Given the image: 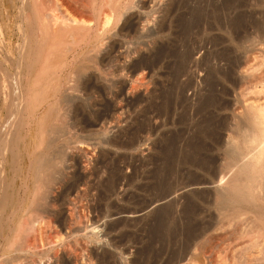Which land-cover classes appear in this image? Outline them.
Returning <instances> with one entry per match:
<instances>
[{
    "label": "rangeland",
    "instance_id": "374dc122",
    "mask_svg": "<svg viewBox=\"0 0 264 264\" xmlns=\"http://www.w3.org/2000/svg\"><path fill=\"white\" fill-rule=\"evenodd\" d=\"M58 1L59 3L63 2V4L68 2V0H38L41 6L43 4L42 7L44 9L47 7L45 9L46 12H43L49 13L50 11V13L60 15V10L56 5ZM175 1L137 0L139 7L131 9L130 12L131 14L141 15L145 19L147 18L149 23H146L149 25L145 23L146 29L135 34L136 36H121L123 39L120 36H116L113 39L120 45L116 53H112L118 60L115 58V60H112L111 58L108 61L105 60L104 64L102 63L103 69L108 74L97 70L91 72L92 75L94 73L93 78L96 81L91 82L92 87L87 91L82 90L69 93L64 90L65 86L71 83L66 78L70 69L79 65L81 59L85 61L81 63H88L85 59V56H87V53L84 52L85 48L78 47L76 51H66L63 45H67V43H64L62 45L63 48L61 47L63 50L59 49L63 52L57 51L60 56L62 55L61 59L57 54L55 55L56 51L53 56L54 58L50 59L52 64L50 75L57 79L56 82H59V92L48 96V100L46 99L45 102H42V105L35 111L29 125H23V128H20L23 129L22 135L24 134V141L26 140L25 143L20 145L21 149H23L22 156H24L21 166L24 167L19 172L20 175L14 177L15 183L12 189L9 190L13 196L15 195V198H24L12 214L14 225L15 223L23 222L31 212L34 213L27 206V197H30L35 183L33 182L34 179L31 172L27 175L28 159L26 157V150H30L35 145L36 132L40 129H50V133L47 132L46 137L53 136L55 139L54 145L52 144L53 148L50 146L49 149L41 148L43 154L63 149V153L65 152L67 158H69L63 164V170L61 169L64 177L59 183L53 184L52 192L49 194L51 198H54V202L55 198H57L56 206L48 210V214L46 211L35 213L38 216L41 214L43 217L47 215L52 217L53 215L55 220L59 218L58 221H55L56 224L54 222L53 229L50 227L51 231L48 230L47 232L48 235L55 233L48 236L49 247L47 244L44 245L47 249V254L45 253L47 256L44 254L39 258L36 256L37 253L35 256L32 253L29 254V258H35L36 264H58V261L59 264H62L64 259H66V255L64 256V254L68 252L69 247L74 252H78L77 254L82 253V258H85L86 255L83 256V254L90 250L87 247H91L94 252L97 251V254H102L105 251L109 255L108 259L100 260L101 262L99 261V263L94 264H165L169 260H172L173 256L182 247L183 230L187 222L186 215H184L188 204L186 198L191 197L196 191L197 193L201 191L205 193L211 192L207 193L208 195L205 201L203 200L204 202L200 201V199L198 202H200V206L203 204L207 208L209 206L210 208L208 209L210 211H216L214 209L216 206L212 203V193L217 184H192V180L195 177L202 176L203 173L200 169L187 162V157L188 153H191L190 144L201 135L200 129L211 130L213 133L209 137L213 139L217 137L214 139L216 142H212L214 146L211 143L212 151L211 149L209 151L213 152L212 155L214 156V154L219 155L218 153L226 150V145H228L226 137L228 134L232 132L231 134L240 137L243 132L247 134L248 130L252 128L251 123L240 115L246 97V95H244L245 97H243V94L241 95V91L246 90L248 87L249 89H253L254 82H249V79L251 80L254 73L255 76L258 74L264 75V64L258 65V61L264 58V30L262 29L264 23V0H238L236 8L222 10V19H220L222 21L220 22L223 26L221 25L220 27L214 23L209 28L205 19L199 27L193 28L188 34H185V37L177 29H179V16L183 13L188 16L186 14L188 11L187 6L194 7L198 1L210 6V3H220L222 0H187L186 3L184 2L186 0ZM21 2L22 0H0V50L3 56H9L11 59L17 58V44L21 42L15 30ZM118 2H122V0H118ZM173 3H179V6L177 5V9L171 13H174V16L171 15L168 19V29L165 28V31L163 29V32H159L156 35L155 30L157 29L158 17L162 13L164 14V11H167L170 6H173ZM53 9L56 10L54 11ZM235 11L244 12L246 15L243 27H240L236 31L237 34L235 32L231 34V28H229L227 23H229V19L231 15L235 14ZM231 35L233 39L236 37V40H239V42L238 40L237 42L236 40L231 41L233 49L237 50L236 53L240 56L242 55L241 57L243 58L245 56L249 59L251 58L249 63L253 64V69L250 72V75H252L250 77H241L231 71L228 74L227 63L219 58V50L223 45L230 44L229 39L232 38ZM182 40L184 43H182ZM158 43H163L169 47L171 45L178 46L179 48H176L181 49V52L185 51V53L187 49L189 54L186 53V61H184V58L181 62L182 64L177 66L178 64H175L176 60L173 58L175 56L166 53L169 50L166 46L168 48L165 52L166 54L164 53V57H162L159 63L151 66V68L153 67L152 70H150L149 66L147 68L144 66L141 70L136 71H133V67L130 69V65L138 60L139 55L149 53ZM124 51L130 52L127 58L119 57ZM98 54L100 57L105 53L100 51ZM1 56L0 54V61L3 60ZM73 58L76 60H73ZM2 65L8 67V71H10L12 76L15 74V72H12L15 69L8 66L7 61H3ZM36 65L38 66V64ZM125 66L127 69H123L126 68ZM140 74L143 75V79L140 77L142 80L140 78V80H136L139 77L137 75ZM263 79L264 76L261 81L255 82V89L264 90ZM64 93H69V99L62 97ZM2 106L3 104L0 101V109H3V114L0 118L1 124L4 122L2 119L6 118L5 120H7L8 118L5 108L4 106L2 108ZM42 118H44L43 121ZM236 131H240L241 133L239 132V134ZM244 133L243 135H245ZM209 137L208 140L212 141ZM120 143L122 145H118ZM44 145L45 141L41 146L44 148ZM43 150H46V152ZM217 157H215L216 159L213 158L214 162H212V166L214 165L213 167L216 170L224 162L221 157L220 159ZM8 172L9 170H7L9 181L12 175L11 173L8 174ZM110 174L117 177L118 181L114 192L110 195H105L99 190L102 189L101 183ZM77 178L80 179V185L78 184V188L76 187V190L73 191L71 184L74 185ZM25 180L28 182L24 183L26 182ZM22 181L25 185H23ZM263 192L264 185L260 195ZM160 195L163 197L155 201ZM261 196L264 198V193ZM263 201L261 199L256 203L254 207L257 208L251 206L253 209L245 205L247 207L245 208L247 215L252 214L249 210L264 211ZM170 203L173 204H171L172 209L169 212V216H167L168 219L166 218L168 221L166 220L167 222H165L166 225L168 224L167 226L179 229L176 230L178 234L173 236L174 239L172 237H163L157 229V210L163 206L170 205ZM66 204H69L71 207ZM207 204L208 206H206ZM73 206L76 208H74L75 210L72 209V211L71 208ZM70 211L74 212L73 216L76 222L70 223L73 233L69 235L67 232L68 225H63L61 220L65 216L64 213ZM76 216L77 218L80 216V219H77ZM34 221H39V218ZM36 222L34 223L37 226ZM58 223H60L61 229ZM35 225L28 230V234L31 237L36 236ZM78 226L82 228H78ZM55 227L56 229H54ZM56 230L61 234V236L60 234L57 235V237L59 236V241L56 237V234H58ZM90 231L95 233L93 239L86 237V235H89L88 233H92ZM9 232V229L6 227L4 236ZM83 234L84 236H82ZM204 238L205 241H211L214 245L216 243V247L214 246L215 251L207 259L206 264H231L232 255L230 253L238 245H244V243L247 245L249 243L248 236L225 242H217L216 235L214 236L211 233L207 234ZM63 240H67L70 244ZM35 241L38 243V240ZM36 242L35 244L37 245ZM259 243L258 247L264 248V240L259 239ZM59 248L60 250H58ZM59 254H62V256ZM32 255L34 257H31ZM56 255L57 257H55ZM81 255L79 254L78 256L81 257ZM26 257L21 256V260L24 261ZM187 260L188 256L178 264H190Z\"/></svg>",
    "mask_w": 264,
    "mask_h": 264
},
{
    "label": "bare ground",
    "instance_id": "6f19581e",
    "mask_svg": "<svg viewBox=\"0 0 264 264\" xmlns=\"http://www.w3.org/2000/svg\"><path fill=\"white\" fill-rule=\"evenodd\" d=\"M184 2L186 3L187 0ZM21 3L22 4L19 9V15L17 17L18 22L15 25L16 33L21 39V42L17 44L18 51L16 48V51L18 52V56L17 58L15 57V59H11L9 58V56L8 57L3 56V54L1 53L2 51L0 50V54L2 55L1 57H3V60L0 61V101L4 106L8 117L7 120H5L6 118L2 119L4 120V122L2 124L0 123L1 124L0 125V264H36L34 261L35 258L34 259L29 258L30 256L29 254L32 253L35 256L37 253L36 256L40 258L46 253L47 249L44 247V245L47 244L48 246L49 243L48 236H50L51 234H55V233H51L50 235H48L47 232L48 230L51 231L50 227L53 229L54 222L56 220L57 221L59 220V218L55 220V217H53L52 214H51L52 217L49 215L43 217L41 216V214H39V216L35 214V213H39L40 211L42 212L46 211L47 213L48 210L56 206L55 203L57 198H55V202H54V198L53 197L51 198L49 194L52 192L51 189L53 184L59 183L61 179L64 177L62 171L63 170L62 168L64 167L63 164H65L66 159L69 158V157L67 158V154L65 152L63 153V149H57L56 151L48 154L46 153L47 156L46 154L45 155L43 154L42 149H49L50 146L51 148H53L52 144L55 140L54 137L53 136L52 137L49 136L48 138L46 137L47 132H49L50 129L47 130L40 129L38 132H36L35 145H33V147L30 150L28 149L26 150V154H27L26 157L28 159L27 175H29L31 172V175L33 176L34 179L32 180L35 183L30 197L26 196L28 199L27 206H29V208H31L34 213L31 212V214H28L23 222H18L15 223L14 225H13L14 217H12V214L15 212L16 208H18V205L23 201L24 198L23 197L20 198L17 196H16L17 198H15L14 197L15 195L13 196L9 192V190L12 189V186L15 183L14 177L19 176L20 175L19 172L24 167L21 166V161H23L22 159L24 158V156H22L23 149H21L20 145L25 143L26 140L24 141L25 136L24 134L22 135L23 129L20 128L23 125H29L30 119L34 116L35 111L42 105V102L46 101L48 96H51L52 94H57L59 92V87H60L59 82L58 81L56 82L57 79L50 75V68L52 66L50 59L54 58L53 56L55 51L57 52L64 43L65 44L67 43V45H63L65 46L64 48L66 49L64 50L66 51L67 50L76 51L78 47L85 48L86 50H84V52L87 53L85 59L88 61V63L87 62L84 63L85 61L81 59L79 61V65H76L73 69H70L66 78L69 79L68 81L69 82L71 81V83L68 82L69 84L67 83L68 85L65 86L64 90L69 93L79 92L82 90L87 91L88 89H91L92 87L91 82L95 80L93 78L94 73L92 75L91 72L97 70L101 73L108 74L107 72H105V70L102 67L104 61L105 60L108 61L111 58L112 60L114 58L117 59L115 55H112V53L113 52L116 53L120 45L119 43H116L113 39L116 36H120V37L133 36L139 33L140 31H144L146 29V24L149 23L147 18L145 19L143 16L138 14L135 15V13L131 14L130 12L131 9L139 7L137 0L136 1L122 0V2H118V0H68V2H65V4H63V2L59 3L58 1L59 4L57 3L56 5L60 10L61 13L60 15L50 13V11L49 13L48 12L45 13L46 12L45 9L47 7L44 9L42 7L43 6L42 2H41L42 4L41 6L38 0H22ZM236 3H238V0H222L220 3L212 2L210 3V6H207L206 3L198 1L194 7L187 6L188 11L186 14L188 16L184 15L185 13L181 15L179 14L180 15L178 18L179 29L177 30H179L180 33L185 37V34H188V32H190L193 28L199 27L201 22L204 21L205 19H206L205 22L207 23L209 28H211L212 24L214 23L217 26L221 27V25L223 26V24H221L220 22L222 21L220 20L222 19L221 18L222 10L225 11L227 9L229 10L230 8H236L237 6ZM173 4L174 5L170 6L167 11H164V14L162 13L158 17L156 24L157 29L155 28L156 35L159 32H163L162 31L163 29L165 31V28H167L168 26V19L170 18L171 15L174 14L171 13L177 9V5L179 6V3H173ZM52 8H54V6H52ZM232 13L234 12L232 11ZM245 15L246 14L244 12L241 13L239 11L238 12L235 11V14H233V16L231 15V18L229 19V23H227L229 28H231L232 31L231 34L234 32L235 34H237L236 31L239 30L240 27H243L242 25L244 24ZM262 27H263L262 29L264 30V23ZM121 39L123 38L121 37ZM235 40L236 37L233 39L232 36V38L229 39L230 44H226L221 47V49L219 50L220 53H218L219 58L227 63L229 70L228 74L231 71L241 77H246V76L250 77L252 76L250 75L251 74L250 72L253 69V64L249 63L251 58L249 59L247 56L243 58L241 57L242 55L240 56L239 54L236 53L237 50L233 49V43L231 42ZM182 43H184L183 40ZM166 46L169 48L168 52H166V50L168 49ZM176 47L178 46L171 45L169 47L168 45H165L163 43H158L157 45L154 46L152 51H149V53L139 55L138 60L134 61L133 64L130 65V69L131 67H133L134 69L133 71L139 69L141 70V68H143L144 66H146V68L147 66L151 68V66H154L156 65V63H159L162 57H164L165 52L175 56L173 57L176 60V61L174 60L175 64H178L177 66H180V64H182L181 62L184 60L185 56L187 55L186 53H188V50L186 49V53H185V51L181 52L180 51L181 49H178L179 47L178 48ZM62 48L60 50H63ZM66 51H64V53ZM100 51H103L105 54L99 57L98 53ZM128 53L130 52L124 51L119 55V57L127 58ZM56 54L61 59L62 55L60 56L58 52L55 53V55ZM186 59L187 58H185L184 61H186ZM73 60L76 59L73 58ZM3 61H7L8 66H11L12 69L13 68L15 69V71H12L15 72L13 76L11 75L10 71H8L9 70L8 67H4L2 65ZM82 61L84 62L81 63ZM258 62H259V64L257 63L258 65L264 64V58H261ZM36 64H38V66ZM35 65L37 66V68H35L36 67ZM152 68L150 70H152ZM123 69H127V67ZM228 74L226 73L227 76ZM137 76L139 77H137L136 80L139 79L140 77L143 79L142 74ZM263 76L261 74L255 76L254 73V76L251 77V80L249 79V82L251 83L254 82L252 86L253 89H255L254 88L255 82L261 81ZM248 89L249 87L246 89L247 91L246 90L241 91V95L243 94V97H245L244 95H246V97L244 100L245 103L243 105V109L240 112V115L246 121L250 122L252 125V128L248 130L247 134L243 132L245 135H243L242 133L241 134L242 136L239 137L231 134L232 132L230 133L229 131L230 134H228L226 137V143L228 145H226V148L224 147L226 150H224L221 153H218L219 155L214 154V156L212 155L213 152H209V151L212 148L211 143L215 141L214 139L217 137H215L214 139L209 137L210 134L213 133L211 130L200 129L201 130V135L199 134L200 137L196 136L197 138L195 139V141L191 140L194 141L193 143H191L190 141L191 153H188L189 155L187 157L188 160L187 162H189L192 166L200 169L201 172L203 173L202 176L195 177L192 180V184H202V185L210 184V183L217 184L214 188L215 190L212 193L213 200L210 199L213 201L212 203H214V205L216 206V208H214L216 209V211L214 210L215 211L214 212L211 210L212 212H214L212 213L208 209L210 208L208 204H212V203H208L206 205L208 206L207 208L203 204L202 206H200L199 205L200 202H198L199 199L200 201L201 200L205 201L206 196L211 192L209 193L207 192L208 193L207 194L204 191L203 192L201 191L199 193H197L196 191V193H193L191 197L187 196L188 198H186V200H188L187 201L188 204L184 214L186 215L185 217L187 218V222L184 230L182 229L184 234L183 240L181 239L182 247L179 246L181 247V250L177 252L175 256H173L172 260H169L165 264H178L187 256H188L187 261L190 264L191 263L206 264L207 259L211 257V254L214 253L213 251H215L214 248L216 247L215 246L216 243L214 245V243H212L211 241L208 240H206L207 242L205 241L204 237L210 233L214 234V236L216 235L217 242L235 240L244 236L249 237L248 240L249 243H247V245L246 243H244V245H240V246L236 245L237 247L235 248V250L233 248L234 251L230 253V255H232L231 264H264V248H261V246L260 248L258 247V244H260L259 239L264 240V211L249 210L250 212H252V214L247 215L245 209L247 208L245 207V205L250 206L249 208L253 209V207L256 205L257 202H259L261 199L264 200V198L261 196L264 192L260 195L264 185V182L262 183V180L264 178L263 177L264 175V90H258V89L253 90L251 88L252 90L249 89L250 90L249 91ZM69 93H64L62 97L65 99H69ZM2 114H3V109H0V118ZM43 120L44 118H42V121ZM198 132L196 133L198 134ZM208 137L211 138L212 141H209L210 139L208 140ZM44 141H45V145L43 148L41 144H43ZM118 145H122V143ZM44 152H46V150ZM216 156H218L219 159L221 157V159L224 160L223 164H221L218 170H216L213 167L214 165L212 166L213 164L212 162H214L213 158H215ZM7 170H9L8 174L11 173L12 175L9 181H8L9 176L7 175ZM260 178H262V180H260ZM79 181L80 179L77 178L75 181L76 183L74 185L71 184V189L73 191L76 190L78 184L80 185ZM117 181H118L117 177H114V175L111 174L108 175L107 178L104 179V181L101 183L102 189L99 191H102L103 194L105 195L107 194L110 195L111 193L114 192ZM27 182L28 181L24 183ZM24 183L23 185H25ZM162 195L158 196L155 199V201L160 200L163 197ZM210 196L208 197L210 198ZM171 204L172 203H170V205H166L159 208L157 210L158 212L156 214L157 216L156 218H157V229L163 235V237L164 236L172 237L174 239L173 236H176V234H178L176 230L179 229L173 228L171 225H170L171 227H169L167 226L168 224L166 225V222L168 221L167 216H169L170 214L169 212L172 209ZM67 206L71 207L69 204ZM74 206L71 208V210L76 208ZM54 211L56 212V210ZM72 211L64 213L65 216H63V219L61 220L63 225H68L67 232L69 235L73 233L71 231L72 229L70 228V223L74 221V216H73L74 212L72 213ZM78 217L79 218H77L76 216L77 219H80V216ZM38 218L39 221L37 222L34 221V220H38ZM34 222L37 223V226L35 225ZM58 224L60 225V223ZM34 225L36 226L37 232L35 237H31L28 234V230L32 228ZM6 227L9 229L10 232L7 235L5 234L6 236H4V231ZM79 227L80 226H78V228ZM54 229H56V227ZM60 229H61V225H60ZM56 232L58 233L57 230ZM59 234L60 233L56 234V237ZM88 234H89L88 236L85 234L86 237L93 239L95 233L92 232ZM82 236H84V234ZM35 240H38V243ZM35 242L37 243V245L35 244ZM38 244L41 246H39ZM68 244L70 243L68 242ZM60 246L62 247V245ZM38 247L39 249L37 250ZM87 249H90L88 251L89 254H87L88 252H85L83 256L84 255L86 256L85 258H82L81 255L82 253H79L81 255V257H79L78 256L79 254H77L78 252L76 251L74 252L69 247L68 252L64 254V256L66 255V259H64L63 263L64 264H94L97 262L99 263L100 260L108 259L109 255L106 254L105 251H103L102 254L101 253L97 254V251L96 252L92 251L91 247L90 248L87 247ZM58 250H60V248ZM33 255L31 257H34ZM21 256H27V257L24 261H22L21 259L23 257L21 258ZM60 256H62V254ZM55 257H57V255Z\"/></svg>",
    "mask_w": 264,
    "mask_h": 264
}]
</instances>
